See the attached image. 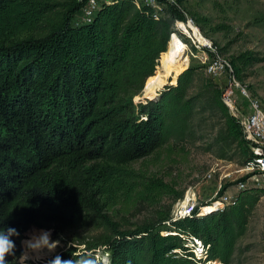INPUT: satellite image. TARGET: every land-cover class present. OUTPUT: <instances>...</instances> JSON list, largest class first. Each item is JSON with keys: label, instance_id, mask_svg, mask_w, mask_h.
<instances>
[{"label": "trees", "instance_id": "obj_1", "mask_svg": "<svg viewBox=\"0 0 264 264\" xmlns=\"http://www.w3.org/2000/svg\"><path fill=\"white\" fill-rule=\"evenodd\" d=\"M80 5L0 0V228L19 233L8 264H18L17 239L30 228L96 231L94 246L107 253L99 264H193L182 239L166 233L172 230L201 238L211 264H233L258 204L256 191L166 229L146 224L122 231L108 215L119 192L138 186L128 166L192 137V118L206 108L223 121L208 150L240 166L251 157L240 121L217 87H196V68L178 71L177 82L169 80L149 100L133 101L160 75L173 24L185 22L182 8L168 7L155 20L150 8L115 0L101 4L89 23L74 24ZM61 257L72 260L70 253Z\"/></svg>", "mask_w": 264, "mask_h": 264}, {"label": "rangeland", "instance_id": "obj_2", "mask_svg": "<svg viewBox=\"0 0 264 264\" xmlns=\"http://www.w3.org/2000/svg\"><path fill=\"white\" fill-rule=\"evenodd\" d=\"M180 7L185 22H174L173 34L181 39L187 50L178 71L187 67L196 68L199 76L196 87L213 84L219 93L222 92L224 77L206 74L201 63V49H197L193 40L180 29V25L190 23L204 42L212 43L220 56L239 68L236 79L264 108V0H182ZM178 71L170 76L164 64L160 75L150 81L144 92L134 97L133 101L137 103L143 95L153 96L169 80L174 83L172 77ZM242 106L246 108V104ZM227 111L230 114L228 108ZM238 112L241 113V110L238 109ZM192 119V137L177 144L165 145L128 166L136 174L138 186L128 192H119L108 210V215L122 231L146 224L163 229L169 227L165 222L169 220L173 206L189 188L196 193L199 207L216 205L220 197H234L245 192L237 188V184L248 177L244 166H240L237 160H218L214 152L208 150L223 125L221 113L206 108ZM164 218L167 220L163 221ZM41 231L50 232L51 240L58 241V245L52 252L45 250L42 259L27 260L29 264H50L57 255L61 257L67 253H70L71 259L81 255L91 256L93 260L86 264L106 262V250L94 246L97 232L91 229L30 228L17 239L21 255L24 252L22 241ZM237 246L233 264H264V218L258 204L250 216L247 233Z\"/></svg>", "mask_w": 264, "mask_h": 264}, {"label": "built area", "instance_id": "obj_3", "mask_svg": "<svg viewBox=\"0 0 264 264\" xmlns=\"http://www.w3.org/2000/svg\"><path fill=\"white\" fill-rule=\"evenodd\" d=\"M76 1L81 3V5L74 14L72 22L74 24H84L90 22L101 4L115 0ZM130 1L137 9L141 7L150 8L152 17L155 20H159L166 16L168 7L180 8V1L182 0ZM192 43L197 49H201L203 53L201 63L206 74L214 77H224L225 79L221 92V101L228 108L230 114L240 121L244 138L248 141L251 152V157L243 165L248 177L244 181H240L237 184V188L238 190L256 191L259 193L258 207L264 218V108L257 99L251 97L246 86L236 79L231 62L220 56L212 43H195L194 41ZM243 104H246V108H243ZM238 109L241 110V113L238 112ZM238 195L220 197L216 205H211L215 208L211 213L221 212L233 205ZM206 208L207 205L198 206L196 193L189 188L184 197L173 206L170 218L165 224L170 226L171 223L189 218L194 214L196 217L210 214V212L205 211ZM166 233L178 235L182 239L184 247L191 253L190 260L193 264H206L211 261L209 259V245L204 244L201 238L191 234H179L173 230ZM171 253L179 255L181 250L174 249Z\"/></svg>", "mask_w": 264, "mask_h": 264}, {"label": "clouds", "instance_id": "obj_4", "mask_svg": "<svg viewBox=\"0 0 264 264\" xmlns=\"http://www.w3.org/2000/svg\"><path fill=\"white\" fill-rule=\"evenodd\" d=\"M19 233L15 228H0V264H8L6 257L14 256L15 242L13 237H18ZM24 252L18 258V264H25L29 259H42L45 250L52 252L58 245V241L51 240V234L48 231H41L38 235L33 234L29 239L22 241ZM50 264H78L73 258L64 261L60 256H56L50 261Z\"/></svg>", "mask_w": 264, "mask_h": 264}, {"label": "bare ground", "instance_id": "obj_5", "mask_svg": "<svg viewBox=\"0 0 264 264\" xmlns=\"http://www.w3.org/2000/svg\"><path fill=\"white\" fill-rule=\"evenodd\" d=\"M178 26H179V24H178ZM180 29L182 30L183 34L187 35V37L192 39L195 43H203L204 42L203 41L204 39L201 38L197 29L195 27H193L190 23L180 25ZM186 50H187V46L181 41V39L177 35H172V37L170 38L169 44L167 46L166 54H165V65H167V67H168V75L171 76V75H173V73H175L176 71H178L180 69V65L182 63V58L185 55ZM159 70H160V66H159ZM159 70H158V72H159ZM176 78L177 77H175V79ZM167 83H168V81H167ZM167 83H165V84H167ZM145 89H146V86H145ZM157 91H159V90H157ZM154 95H156V94H154ZM147 98H150V97H147ZM214 209L215 208L213 206H207L205 211L211 213L214 211ZM209 264H211V262ZM217 264H219V263H217Z\"/></svg>", "mask_w": 264, "mask_h": 264}, {"label": "water", "instance_id": "obj_6", "mask_svg": "<svg viewBox=\"0 0 264 264\" xmlns=\"http://www.w3.org/2000/svg\"><path fill=\"white\" fill-rule=\"evenodd\" d=\"M170 37H171V36H170ZM187 68H188V67H187ZM187 68H186V69H187ZM186 69H185V70H186ZM146 82H147V81H146ZM169 82H170V81H169ZM176 82H177V79H176ZM175 84H176V83H175ZM169 85H171V84H169ZM145 86H146V83H145V85H144V88H143V90H142V92H141V93H143V92H144ZM164 86H166V84H165V85H163V87H162V88H164ZM157 92H159V91H157ZM156 94H157V93H156ZM142 98H143V99H148L147 97H145V95H143V97H142ZM153 98H154V97H153ZM153 98H151V99H153ZM151 99H150V100H151ZM148 100H149V99H148Z\"/></svg>", "mask_w": 264, "mask_h": 264}]
</instances>
